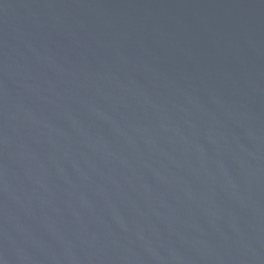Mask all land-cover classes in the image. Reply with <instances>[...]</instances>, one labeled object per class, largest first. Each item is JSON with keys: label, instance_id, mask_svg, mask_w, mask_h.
<instances>
[{"label": "water", "instance_id": "1", "mask_svg": "<svg viewBox=\"0 0 264 264\" xmlns=\"http://www.w3.org/2000/svg\"><path fill=\"white\" fill-rule=\"evenodd\" d=\"M0 264H264V0H0Z\"/></svg>", "mask_w": 264, "mask_h": 264}]
</instances>
